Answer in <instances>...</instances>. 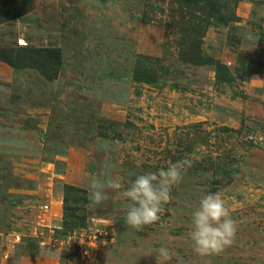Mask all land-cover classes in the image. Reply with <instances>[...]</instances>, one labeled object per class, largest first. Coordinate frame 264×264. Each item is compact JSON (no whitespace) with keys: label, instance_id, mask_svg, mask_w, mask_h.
<instances>
[{"label":"rangeland","instance_id":"obj_1","mask_svg":"<svg viewBox=\"0 0 264 264\" xmlns=\"http://www.w3.org/2000/svg\"><path fill=\"white\" fill-rule=\"evenodd\" d=\"M214 1L228 23L180 0H0V58L52 51L22 53L34 68L0 61V264H157L160 247L165 264H264V0ZM195 51L226 80L188 63ZM185 158L160 220L127 227L129 182ZM107 178L123 187L93 204L90 182ZM217 192L237 232L204 257L192 212ZM50 201L57 234L106 228L113 239L82 262L40 246L31 228Z\"/></svg>","mask_w":264,"mask_h":264},{"label":"clouds","instance_id":"obj_2","mask_svg":"<svg viewBox=\"0 0 264 264\" xmlns=\"http://www.w3.org/2000/svg\"><path fill=\"white\" fill-rule=\"evenodd\" d=\"M191 166L192 161L185 158L170 163L166 169L136 175L122 192V196L129 201L124 218L126 226L142 231L145 226L159 221L160 214L164 211L163 206L172 199V188L182 182L184 173ZM89 187L90 200L98 205L109 199V190L121 189L123 185L119 178H107L94 179ZM236 232L237 221L232 217L231 210L220 193L204 195L192 212L188 236L193 251L204 257L219 255L234 243ZM157 251V264H165L172 259L168 248L160 247Z\"/></svg>","mask_w":264,"mask_h":264},{"label":"built area","instance_id":"obj_3","mask_svg":"<svg viewBox=\"0 0 264 264\" xmlns=\"http://www.w3.org/2000/svg\"><path fill=\"white\" fill-rule=\"evenodd\" d=\"M54 201L41 204L36 211L34 225L31 228L32 237L39 241L40 246H45L53 250L62 251L66 249H74L78 251L80 262L84 261L95 249L98 243L104 244L113 237L106 228L90 229L80 232L56 233V229L60 227L54 226L61 215L53 209ZM22 237L17 236L16 242L21 241ZM0 256L8 259V253L2 252L0 248Z\"/></svg>","mask_w":264,"mask_h":264},{"label":"trees","instance_id":"obj_4","mask_svg":"<svg viewBox=\"0 0 264 264\" xmlns=\"http://www.w3.org/2000/svg\"><path fill=\"white\" fill-rule=\"evenodd\" d=\"M186 4H189V5H194V6H201L202 8H204L209 14H211V18H214L224 24L228 23L229 22V19L223 15L220 11H219V8L217 6V3L214 1V0H180ZM197 51V50H196ZM194 53L193 57H187L186 58V61L188 63H191V64H196V65H207V64H211V65H214L215 66V69H216V76H217V81L218 82H224L226 79H224V76H225V68L219 64V63H214V61H212L211 59H208V58H203L201 57V55L196 52ZM24 52H27V53H40L42 56H43V59L44 60H47L50 58V55H51V52L50 50H42V51H31V50H28V49H19L18 50V54H17V57L12 59V57H6V58H0V61H3V63H7L9 66L17 69V70H22L23 68H34L32 65H29V63L23 61L22 59H20L22 57V53ZM22 60V61H21ZM135 78L137 81H142V82H149L150 80L147 79L145 77V75H141L140 73L136 72L135 73ZM220 75H221V78H220ZM48 78L49 80L51 79L50 77H46ZM66 189V195H69L71 193V191L73 190L72 187H69V186H66L65 187ZM81 192H84L85 191H81ZM86 196V195H85ZM66 200V199H65ZM84 203H87V198L84 197L83 199ZM67 201H65L66 203ZM67 210L68 209H64L65 211V218H68V214H67ZM68 232V231H67ZM70 232V231H69Z\"/></svg>","mask_w":264,"mask_h":264},{"label":"crops","instance_id":"obj_5","mask_svg":"<svg viewBox=\"0 0 264 264\" xmlns=\"http://www.w3.org/2000/svg\"><path fill=\"white\" fill-rule=\"evenodd\" d=\"M53 207L55 208V210L57 211V213H59V215H61V205H60V202L54 201Z\"/></svg>","mask_w":264,"mask_h":264}]
</instances>
